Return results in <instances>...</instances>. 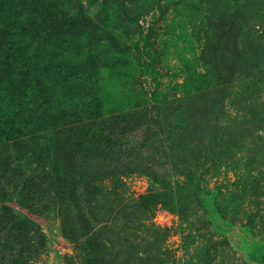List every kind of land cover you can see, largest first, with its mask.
I'll list each match as a JSON object with an SVG mask.
<instances>
[{
    "label": "rangeland",
    "instance_id": "obj_1",
    "mask_svg": "<svg viewBox=\"0 0 264 264\" xmlns=\"http://www.w3.org/2000/svg\"><path fill=\"white\" fill-rule=\"evenodd\" d=\"M0 264H264V0H0Z\"/></svg>",
    "mask_w": 264,
    "mask_h": 264
}]
</instances>
